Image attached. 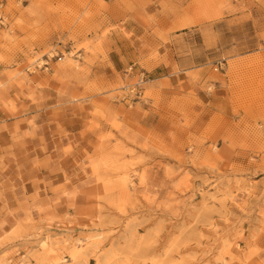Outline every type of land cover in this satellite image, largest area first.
Masks as SVG:
<instances>
[{"label": "rangeland", "instance_id": "1", "mask_svg": "<svg viewBox=\"0 0 264 264\" xmlns=\"http://www.w3.org/2000/svg\"><path fill=\"white\" fill-rule=\"evenodd\" d=\"M1 2L9 76L49 60L120 107L95 111L108 130L97 137L91 206L62 216L27 206L0 233V264H264V0ZM131 12L145 18L152 58L201 82L211 101L200 124L191 90L170 97L161 131L122 127L124 108H157L165 87L138 63L131 76L132 62L107 64L123 42L115 22ZM137 68L147 82L128 99Z\"/></svg>", "mask_w": 264, "mask_h": 264}, {"label": "crops", "instance_id": "2", "mask_svg": "<svg viewBox=\"0 0 264 264\" xmlns=\"http://www.w3.org/2000/svg\"><path fill=\"white\" fill-rule=\"evenodd\" d=\"M115 26V43L123 42L114 49L115 61L107 64L122 69L138 63L152 80L165 85L157 108H124L119 116L122 127L133 132L161 131L166 126L170 97L174 92L189 96L191 90L200 106L196 119L200 124L211 101L201 90V82L184 78L170 64L152 58L154 49L146 42L148 30L142 15L131 12ZM70 74L75 75L54 68L49 60L34 72L13 76L0 67V233L11 225L10 231L16 228L20 223L14 222L27 206L48 205L58 216L91 206L93 169L100 156L97 137L103 129L108 130L95 111H114L120 106L89 93ZM260 197L257 207L264 218L263 192ZM257 226V244L264 255V220Z\"/></svg>", "mask_w": 264, "mask_h": 264}, {"label": "built area", "instance_id": "3", "mask_svg": "<svg viewBox=\"0 0 264 264\" xmlns=\"http://www.w3.org/2000/svg\"><path fill=\"white\" fill-rule=\"evenodd\" d=\"M2 6H3V3L1 2L0 3V9ZM5 19H6L5 16L0 12V25L1 26L5 25ZM124 74H126L127 76H131L134 74L133 73V64L129 65L125 69ZM136 75H137L136 76L137 78H136L135 82L125 85L129 91L128 92L129 94H127V96L131 97L128 99H132L133 97L140 99L142 97L143 84L147 82V78H146L145 72L143 70L139 71Z\"/></svg>", "mask_w": 264, "mask_h": 264}, {"label": "bare ground", "instance_id": "4", "mask_svg": "<svg viewBox=\"0 0 264 264\" xmlns=\"http://www.w3.org/2000/svg\"><path fill=\"white\" fill-rule=\"evenodd\" d=\"M73 255V254H72Z\"/></svg>", "mask_w": 264, "mask_h": 264}]
</instances>
